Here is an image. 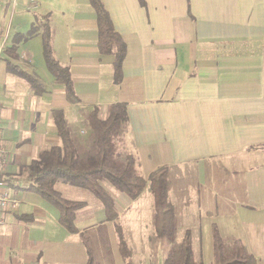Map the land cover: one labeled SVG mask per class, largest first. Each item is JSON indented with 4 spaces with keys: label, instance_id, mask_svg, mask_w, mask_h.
I'll return each mask as SVG.
<instances>
[{
    "label": "crops",
    "instance_id": "crops-1",
    "mask_svg": "<svg viewBox=\"0 0 264 264\" xmlns=\"http://www.w3.org/2000/svg\"><path fill=\"white\" fill-rule=\"evenodd\" d=\"M32 2L27 10L37 11L35 26H49L53 55L68 68L78 102L67 100L47 70L40 33L14 44L35 19L0 34L6 150L0 181L21 202L3 216L0 264H126L115 223L92 194L95 200L85 189L54 184L64 199L84 203L71 233L54 206L25 190L30 163L42 148L60 144L53 110L86 139L81 112L98 107L104 118L114 103L126 105V139L144 179L168 168L177 241L188 231L194 257L213 264L215 225L223 239H238L264 264V0H100L126 46L118 84L113 55L98 50L89 0ZM9 65L35 78L42 91L35 93ZM101 185L114 202L132 264H162L170 243L154 235L147 187L132 200Z\"/></svg>",
    "mask_w": 264,
    "mask_h": 264
},
{
    "label": "trees",
    "instance_id": "trees-1",
    "mask_svg": "<svg viewBox=\"0 0 264 264\" xmlns=\"http://www.w3.org/2000/svg\"><path fill=\"white\" fill-rule=\"evenodd\" d=\"M97 17V47L102 55H113L111 64L114 83L122 78V63L126 46L114 31L110 18L100 0H89ZM40 33L45 66L54 81L63 85L67 100L78 102L68 68L55 59L51 46L50 29L47 24L32 26L27 34L19 36L14 44ZM12 46L8 51H14ZM8 69L25 80L35 92L42 91L35 78L11 65ZM100 108L94 107L81 112L82 124L88 129L86 139L80 138L70 127L63 111L53 110L51 120L60 140L59 145L44 147L38 158L27 168L28 185L25 189L54 206L59 223L69 232L75 233V212L84 203L64 199L55 189L56 182L89 191L102 205L106 220L114 221L118 247L126 264L131 262V250L124 241L120 225L116 222L118 213L112 198L101 183H109L117 192L128 198L137 199L147 187L152 197L151 225L154 235L166 238L170 249L162 264H202L191 250L190 234L185 232L181 240L175 236L176 217L174 207L168 198V168L161 167L151 173L147 180L140 170L138 159L127 141L128 117L126 105L114 103L106 107L104 118L99 116ZM213 264H256L255 257L233 237L223 239L215 225L212 227Z\"/></svg>",
    "mask_w": 264,
    "mask_h": 264
},
{
    "label": "rangeland",
    "instance_id": "rangeland-1",
    "mask_svg": "<svg viewBox=\"0 0 264 264\" xmlns=\"http://www.w3.org/2000/svg\"><path fill=\"white\" fill-rule=\"evenodd\" d=\"M31 2L32 0H0V34L2 33L4 35L7 28L9 29L10 26H16L17 23H20L22 26L26 27L30 20L32 21L35 19L34 23L31 24V27L35 25L37 15L34 13H36L37 11H30L29 9L27 10V7L33 3ZM12 11L13 19L11 17ZM3 35L0 36L1 39L3 38ZM82 134L83 133L80 132V135ZM83 192L88 194V196H90L92 200H95L89 191L84 190ZM85 242L91 252V255L96 258L92 241L87 238Z\"/></svg>",
    "mask_w": 264,
    "mask_h": 264
},
{
    "label": "built area",
    "instance_id": "built-area-1",
    "mask_svg": "<svg viewBox=\"0 0 264 264\" xmlns=\"http://www.w3.org/2000/svg\"><path fill=\"white\" fill-rule=\"evenodd\" d=\"M1 134V125H0ZM5 147L0 140V171L5 166ZM20 199L12 196L3 181H0V226L3 224V216L6 213L13 212L20 206Z\"/></svg>",
    "mask_w": 264,
    "mask_h": 264
}]
</instances>
